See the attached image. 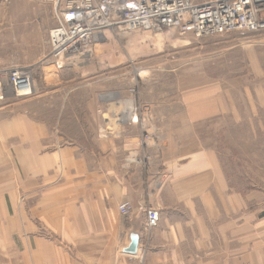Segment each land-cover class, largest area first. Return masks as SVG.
<instances>
[{
  "label": "crops",
  "instance_id": "0c3cea01",
  "mask_svg": "<svg viewBox=\"0 0 264 264\" xmlns=\"http://www.w3.org/2000/svg\"><path fill=\"white\" fill-rule=\"evenodd\" d=\"M86 66L44 72L36 89L68 90L59 103L41 91L0 105V264H264V191L237 190L219 146L228 114L264 109V87L97 103L75 82ZM148 206L160 220L146 234Z\"/></svg>",
  "mask_w": 264,
  "mask_h": 264
},
{
  "label": "rangeland",
  "instance_id": "374dc122",
  "mask_svg": "<svg viewBox=\"0 0 264 264\" xmlns=\"http://www.w3.org/2000/svg\"><path fill=\"white\" fill-rule=\"evenodd\" d=\"M54 25L48 0H0V68L30 69L35 84L31 96L54 91L36 89L44 72L49 75V70L55 68L64 74L72 69L84 70V63L88 65L86 72L75 82L89 88L97 103L146 106L169 101L166 96L172 97L171 101H184L181 90H192L188 101H196L206 97L196 94L197 90L264 87L263 34L230 32L195 38L170 30L110 31L92 43L88 55L63 57L56 64L49 45V31ZM67 91L55 90L47 101L59 103ZM235 100L240 104L237 108H248L243 104V95L236 94ZM247 117L227 115L230 123L220 137V151L237 190L250 187L264 191V109ZM119 122L118 118L116 124Z\"/></svg>",
  "mask_w": 264,
  "mask_h": 264
},
{
  "label": "built area",
  "instance_id": "2783aa9c",
  "mask_svg": "<svg viewBox=\"0 0 264 264\" xmlns=\"http://www.w3.org/2000/svg\"><path fill=\"white\" fill-rule=\"evenodd\" d=\"M56 25L49 31L50 54L59 59L89 54L93 42L102 40L106 32L175 31L195 38L230 32L264 33V0H48ZM34 77L30 69L20 66L0 68V105L13 95L34 93ZM137 122L138 116H132ZM102 127L111 134L115 125ZM123 214L132 206L119 205ZM160 220L159 210L148 206L144 229L149 234Z\"/></svg>",
  "mask_w": 264,
  "mask_h": 264
},
{
  "label": "water",
  "instance_id": "95a60500",
  "mask_svg": "<svg viewBox=\"0 0 264 264\" xmlns=\"http://www.w3.org/2000/svg\"><path fill=\"white\" fill-rule=\"evenodd\" d=\"M136 248H137V238H134L132 239V242L126 251L130 253H134L136 251Z\"/></svg>",
  "mask_w": 264,
  "mask_h": 264
},
{
  "label": "bare ground",
  "instance_id": "6f19581e",
  "mask_svg": "<svg viewBox=\"0 0 264 264\" xmlns=\"http://www.w3.org/2000/svg\"><path fill=\"white\" fill-rule=\"evenodd\" d=\"M158 33H160V32H158ZM128 112H129V111H128ZM123 113H124V112H123ZM126 115H127V114H126ZM124 116H125V115H124ZM124 116H123V117H124Z\"/></svg>",
  "mask_w": 264,
  "mask_h": 264
}]
</instances>
